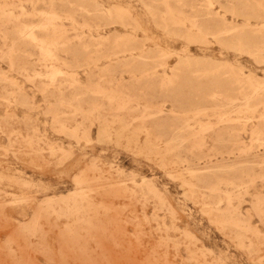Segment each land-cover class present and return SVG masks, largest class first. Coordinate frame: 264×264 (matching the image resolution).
<instances>
[{
    "label": "rangeland",
    "instance_id": "1",
    "mask_svg": "<svg viewBox=\"0 0 264 264\" xmlns=\"http://www.w3.org/2000/svg\"><path fill=\"white\" fill-rule=\"evenodd\" d=\"M168 1L0 0V264H264V94L227 109L202 80L192 100L208 111L176 148L146 139L161 100L102 74L147 52L156 85L184 59L234 93L264 90V4ZM51 40L66 44L56 60Z\"/></svg>",
    "mask_w": 264,
    "mask_h": 264
},
{
    "label": "bare ground",
    "instance_id": "2",
    "mask_svg": "<svg viewBox=\"0 0 264 264\" xmlns=\"http://www.w3.org/2000/svg\"><path fill=\"white\" fill-rule=\"evenodd\" d=\"M68 1V0H67ZM150 1V0H149ZM158 1H164L166 3H168V0H158ZM226 1V0H225ZM236 1V0H235ZM233 2V1H232ZM155 3V2H154ZM209 4V3H208ZM262 4H264V0H260V2L258 3V5H253L252 3H248L247 7L248 9L254 10L258 9L259 7L262 6ZM210 5V4H209ZM256 6V7H255ZM211 8V6H209ZM150 8V7H149ZM204 8V7H203ZM147 9V8H146ZM206 9V8H205ZM261 8H259L257 11H259ZM208 10V9H207ZM206 10V11H207ZM247 10V9H246ZM245 10V11H246ZM152 11V10H149ZM237 11V10H236ZM255 11V10H254ZM261 11V10H260ZM212 12V11H211ZM227 12V11H226ZM153 13V12H152ZM150 13V14H152ZM207 13V12H206ZM213 13V12H212ZM211 13V14H212ZM219 13V11H218ZM4 14V13H3ZM49 14V13H48ZM51 14V13H50ZM155 14V12H154ZM209 14V13H208ZM207 16H210L208 15ZM259 17V16H258ZM20 18V17H19ZM209 19L211 17H208ZM261 18V16H260ZM262 19L264 22V11L262 12ZM197 19L193 20L191 22V27L195 28L196 30H198L201 33H204V35L208 36H213L215 38H220L222 37L224 34H227V30L223 33L218 32V33H208L207 29L200 24L199 22L196 21ZM204 20V19H203ZM213 21V19H212ZM117 24V23H116ZM250 24V23H249ZM111 25V24H110ZM237 25V24H236ZM42 27L45 30L48 29H55L56 27V23H55V19L53 16L47 17V19L44 21ZM263 27V26H262ZM214 28V27H213ZM246 28V27H245ZM224 29V28H223ZM23 30V29H22ZM161 30V29H160ZM218 30V29H216ZM24 32V31H23ZM25 32L27 33V31L25 30ZM198 32V33H199ZM229 32V30H228ZM231 32V31H230ZM234 32V31H233ZM21 33V31H20ZM19 33V35H20ZM48 33V32H47ZM239 33V32H238ZM24 34V33H23ZM29 34H31L29 32ZM85 34V33H84ZM48 35V34H47ZM21 37L23 35H20ZM33 36V34H32ZM201 36V35H200ZM29 37V38H28ZM26 38L30 39V36H28ZM179 37V36H178ZM226 37V36H225ZM238 37V36H237ZM105 39V38H104ZM36 39H32L31 41ZM207 40V39H206ZM53 40H51L49 43H43L42 41L39 42L38 45L42 44L40 47V50L42 52L45 53L46 57L51 58L52 60H56V51L57 49V45L62 44L60 47L61 49H66V44L64 42L62 43H54L52 42ZM101 41V40H100ZM107 41V39H106ZM105 41V42H106ZM224 40H222L223 42ZM228 41V40H227ZM236 41V40H235ZM243 41V40H242ZM241 41V42H242ZM199 42V41H198ZM237 42V41H236ZM233 43L234 45L241 43L240 39L238 40V43ZM101 43V42H100ZM139 43V42H138ZM102 44V43H101ZM232 44V45H233ZM242 44V43H241ZM230 45V44H229ZM259 45V44H258ZM78 47V46H77ZM232 47V46H231ZM245 47V46H244ZM144 48V47H143ZM253 48H258L257 46ZM75 49V48H74ZM138 47L136 46H132L129 47V49L127 50H123V51H118L117 53H115V55H118L120 53H124V52H133L135 53ZM146 49V48H145ZM259 49V48H258ZM246 50V49H245ZM251 50V49H250ZM40 51V52H41ZM135 51V52H134ZM139 51V50H138ZM141 51V50H140ZM258 51V50H257ZM41 52V53H42ZM159 52V51H158ZM43 53V55H44ZM57 54V53H56ZM114 54V53H113ZM260 54V53H259ZM2 55V54H1ZM114 55V56H115ZM132 55V54H131ZM40 56V55H39ZM58 56V55H57ZM254 56V55H253ZM43 57V56H42ZM150 53H147L140 56L135 62H129L132 67H129L128 70H124L125 67H127L126 65L128 63L122 64L120 66H108V68L106 67L105 70L102 71V74L109 79H114L116 77L117 74H129L131 75V81L128 84V96L129 97H134L137 94L141 93L142 95H147L150 96L152 98H158L159 100H161V102L164 104L166 103H170V110H166L165 107L162 105L158 108H155L154 110H149L147 112V114L143 115L144 117H146L148 120H150L149 123H151V129L149 131H147L146 133V139L150 140L152 139V137L154 138L155 142L157 143H164V144H168V145H172L176 148H180L183 143L185 142V137L182 136L183 132H185V130L187 128H190L189 124L187 123L185 117H187L190 114H193L194 117H198L200 115H203L205 113H207V109L202 107V105L200 104H196L193 102L192 98H196L194 95V91L200 89L198 86L201 84L202 80H207V79H211V84L208 85V91L205 93V97L209 100H219L224 102V107L227 109H237L238 111H242V110H248L250 108V101L254 98H262L260 97L261 95L264 94V90H261L259 88H251L252 90L249 93H242V92H238V93H234L232 90H230L228 88V86H226L223 83H220V78L221 76L223 77V75L225 74H221L219 72V70H217L216 68H206L202 65H200L199 63L196 64H192L191 62L188 61H182V59H180V62L178 64V66L174 69H171L170 73L168 74V72H166V70L163 71V76L161 77V81L158 85H156L153 80H154V76L151 75H145L146 73H148L151 69H145L143 71H141L139 69V66H143L145 65L148 60L150 59ZM132 58H134V55L132 56ZM158 59V58H157ZM262 59V58H261ZM133 60V59H132ZM259 60V59H258ZM162 64V62H161ZM89 66V65H88ZM161 66V65H160ZM123 68V69H122ZM159 68V67H158ZM169 69V68H168ZM40 70V69H39ZM152 71V70H151ZM197 74L196 77H194L193 74ZM230 73V72H228ZM55 73H52V77L54 76ZM195 74V75H196ZM242 74V73H241ZM227 75V74H226ZM41 76V75H40ZM48 76V75H47ZM159 77V76H158ZM245 77V76H244ZM247 77V76H246ZM46 79V78H45ZM26 80V79H25ZM71 80V79H70ZM223 80V79H222ZM232 82L233 79H231ZM117 81V80H115ZM236 81V80H235ZM226 83H230V82H226ZM76 81L73 82V85L76 86ZM233 83H231L232 85ZM230 85V84H229ZM238 88V87H237ZM261 88V87H260ZM244 89V88H243ZM75 90V89H74ZM148 90L150 94H148ZM241 90V89H240ZM60 91V90H59ZM243 91V90H242ZM54 92V91H53ZM147 92V93H146ZM61 93V92H60ZM60 93L58 92V94L60 95ZM62 94V93H61ZM76 96H80L82 94L85 93H81L80 89H77L76 91ZM58 95V96H59ZM239 96H242L244 98V102L243 103H238V98ZM61 97V96H60ZM199 97V95H198ZM201 97V96H200ZM11 98V97H10ZM91 98V97H90ZM84 100V99H83ZM22 102V101H21ZM260 102V101H259ZM28 107V106H27ZM168 107V106H167ZM150 108V107H149ZM169 109V108H168ZM217 110V109H215ZM232 111V110H231ZM230 111V112H231ZM145 112V111H144ZM242 113V112H240ZM247 113V112H246ZM65 114V113H64ZM227 114V113H226ZM254 115V114H253ZM225 117V115L223 116ZM223 117H219L218 120V124H226L227 121L223 118ZM227 117V116H226ZM146 119V120H147ZM261 119V118H260ZM263 119V117H262ZM250 121V120H249ZM259 121V120H258ZM231 122V121H229ZM234 122V121H233ZM147 123V121H146ZM236 123V122H235ZM231 124V123H230ZM215 126V125H214ZM200 127V126H199ZM205 127V126H204ZM207 127V126H206ZM210 127V126H209ZM207 127V128H209ZM64 129V128H63ZM210 129V128H209ZM202 130V129H201ZM205 130V129H203ZM211 131V129H210ZM203 132V131H202ZM205 132V131H204ZM208 132V131H207ZM106 137V133L105 130H99V134H98V140L99 141H103V139H105ZM259 137V136H258ZM231 138V137H230ZM253 138V137H252ZM257 140V139H256ZM86 142L89 143L90 140H88L87 136H86ZM222 143V142H221ZM225 143V142H224ZM223 145V144H222ZM226 145V144H225ZM52 149V148H51ZM253 149V148H252ZM250 150V148H249ZM51 153V152H50ZM260 167V166H259ZM210 168H206V169H202L201 171H209ZM215 170V169H214ZM217 170V169H216ZM208 173V172H207ZM215 173V172H213ZM206 174L203 173L201 174L202 176H205V179L210 178L211 176H213L214 174ZM198 175V174H196ZM196 179V178H195ZM258 189V188H257ZM230 198V197H229ZM217 207V206H216ZM232 234V233H231Z\"/></svg>",
    "mask_w": 264,
    "mask_h": 264
}]
</instances>
